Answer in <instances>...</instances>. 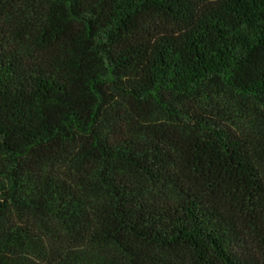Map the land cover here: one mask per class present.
Returning <instances> with one entry per match:
<instances>
[{
	"label": "trees",
	"instance_id": "trees-1",
	"mask_svg": "<svg viewBox=\"0 0 264 264\" xmlns=\"http://www.w3.org/2000/svg\"><path fill=\"white\" fill-rule=\"evenodd\" d=\"M0 264H264V0H0Z\"/></svg>",
	"mask_w": 264,
	"mask_h": 264
}]
</instances>
